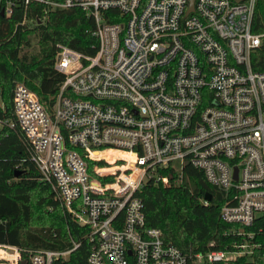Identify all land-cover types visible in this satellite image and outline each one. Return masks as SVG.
<instances>
[{
	"label": "built area",
	"instance_id": "built-area-1",
	"mask_svg": "<svg viewBox=\"0 0 264 264\" xmlns=\"http://www.w3.org/2000/svg\"><path fill=\"white\" fill-rule=\"evenodd\" d=\"M254 2L193 0L187 12V0H0L6 16L38 3L94 23L93 54L57 45L63 78L50 110L22 82L11 96L39 180L88 229L86 264H264V231L247 229L264 214ZM184 162L224 192L219 216L238 237L228 248L183 252L145 224L141 185L167 184L171 172L177 181ZM69 251L0 243V264H52Z\"/></svg>",
	"mask_w": 264,
	"mask_h": 264
},
{
	"label": "trees",
	"instance_id": "trees-1",
	"mask_svg": "<svg viewBox=\"0 0 264 264\" xmlns=\"http://www.w3.org/2000/svg\"><path fill=\"white\" fill-rule=\"evenodd\" d=\"M44 8L30 3L24 15L18 6L8 16L0 15V80L4 84L0 86V243L21 249L70 250L52 264H86L88 229L64 212L49 185L39 180L32 146L12 111L16 82L33 91L45 109H51L63 78L52 65L57 45L83 54L96 51L94 23L84 11ZM250 30L264 32V0L254 2ZM250 66L264 71V36L250 54ZM171 174L173 179L167 184L147 180L138 190L145 224L158 228L164 241L183 252L228 248L238 237L231 231L237 226L219 216L224 192L208 184L201 171L187 162L177 181ZM206 192L209 200L203 204ZM32 217L39 224L31 226ZM247 229L264 231V214Z\"/></svg>",
	"mask_w": 264,
	"mask_h": 264
},
{
	"label": "water",
	"instance_id": "water-1",
	"mask_svg": "<svg viewBox=\"0 0 264 264\" xmlns=\"http://www.w3.org/2000/svg\"><path fill=\"white\" fill-rule=\"evenodd\" d=\"M188 1V7H187V12L190 11L192 9V3L193 0H187ZM233 1H239V0H233ZM0 15H2V12L0 11ZM16 175V174H15ZM203 199L208 201L209 200V193H205L203 196Z\"/></svg>",
	"mask_w": 264,
	"mask_h": 264
},
{
	"label": "rangeland",
	"instance_id": "rangeland-1",
	"mask_svg": "<svg viewBox=\"0 0 264 264\" xmlns=\"http://www.w3.org/2000/svg\"><path fill=\"white\" fill-rule=\"evenodd\" d=\"M31 47L34 48V44H33V42H32V46H31ZM18 81H19V80H18ZM0 86H1V87L4 86V84L1 82V80H0ZM36 224H39L37 218L32 217L31 220H30V225H31V226H34V225H36Z\"/></svg>",
	"mask_w": 264,
	"mask_h": 264
}]
</instances>
